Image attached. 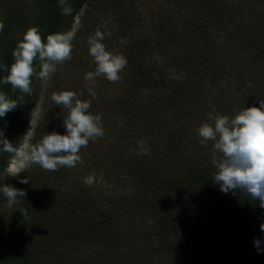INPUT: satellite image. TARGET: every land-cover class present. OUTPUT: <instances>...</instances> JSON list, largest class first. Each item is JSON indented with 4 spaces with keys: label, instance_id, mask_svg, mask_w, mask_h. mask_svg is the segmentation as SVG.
Instances as JSON below:
<instances>
[{
    "label": "trees",
    "instance_id": "trees-1",
    "mask_svg": "<svg viewBox=\"0 0 264 264\" xmlns=\"http://www.w3.org/2000/svg\"><path fill=\"white\" fill-rule=\"evenodd\" d=\"M89 1L36 0L15 8L0 2V210L4 193L17 192L7 214L0 213V264H76L80 245L96 242L106 250L121 240L126 252L117 249L116 258L84 264H261L264 0H139L148 16L144 25L135 22L142 16L136 0H114L128 55L120 106H112V114L101 81L86 76L78 95L54 111L64 93L55 75L31 139V168L12 184L18 190L2 178L29 130L34 81L45 76L51 49ZM77 37L66 46L74 59ZM52 111L60 113L57 120ZM95 113L101 122H113L99 139L105 150L110 146L97 162L104 166V183L87 181L83 173L90 169H83L68 174L79 182L66 189H34L44 176L65 175L60 162L87 134L68 116L90 119ZM40 153L51 158L43 161L41 177L34 172ZM105 185L110 193L98 199ZM60 211L72 214L74 228L63 227ZM94 212L104 221L91 218ZM122 222L136 233L109 231L108 224ZM97 227L101 239H91Z\"/></svg>",
    "mask_w": 264,
    "mask_h": 264
},
{
    "label": "rangeland",
    "instance_id": "rangeland-1",
    "mask_svg": "<svg viewBox=\"0 0 264 264\" xmlns=\"http://www.w3.org/2000/svg\"><path fill=\"white\" fill-rule=\"evenodd\" d=\"M5 1H8L10 6L11 3H13L14 6L12 7L15 8L16 6H22V3H26L27 5L31 6L35 3L36 0H0V2L2 3ZM136 3L138 6L139 14L144 17L139 15V18H137L135 22L137 25H144L146 22H148L146 9H144L143 2L139 3V0H136ZM125 7L128 8V4H125ZM115 11L118 12V9L114 7V0H90L74 17L72 30L63 33L62 38L58 41V45L51 49L49 58L50 60L48 62L45 76L43 78L39 77L34 81V104L29 108V111L27 113L29 130L27 131L26 136L19 143L14 155L9 160V162H12L14 164L15 175H9L5 172L2 175V178L15 189L18 190V188L12 184L28 169H30L34 162L33 158L29 156L31 139L36 126L40 122V107L41 102L44 100V93L48 89V85L55 75L57 76L58 81L64 84V89L61 91L64 93L62 96L56 98L57 102L53 104V107L55 108L54 111L59 110V108L63 106L64 103L62 101H66V99L68 100L70 97H76L78 95L76 89L81 84L85 85L86 82H84V79L86 78V76L93 77L95 81L98 79L101 81L100 86L103 89V94L106 93V96H109L107 100L110 101V109L112 106H120L119 98L121 96V92L125 90L123 86L124 84H122V82H125L127 80V78L124 77H126L127 72V68L125 67V59L127 60L128 55L124 56L123 48L121 47V42L119 40V30L114 20V18L117 16ZM76 34L78 35V37L76 38L78 42L76 43V41H73L74 46L76 47L74 48L76 52L74 59L72 53L69 54L67 52L66 46L71 42L72 36H76ZM144 34L149 35L147 30H145ZM261 45H264V36ZM82 52L85 55L79 54ZM61 64L64 66H62ZM255 75L256 77H258L260 73L255 72ZM262 80L264 81L263 75ZM143 90L146 92V90L149 89L143 88ZM111 113L113 114L112 109ZM52 114L53 111L51 115ZM59 115L60 113L53 114V118L57 120L59 118ZM68 117L69 119H72V121L76 122L78 124L77 126L81 127L83 129L82 131L87 132V134H81L82 138H80L79 141H75L73 144H71L70 147L74 148L70 149L64 155L66 163L63 164L60 162V165H64L65 168H62L64 170H60L59 172L62 173V171H64L65 175L59 180H56L55 176H44L43 178H45V181L42 184L39 183L36 187H34L35 185H30L31 183L26 178L29 189L33 187L34 189H37L42 185H53V188L61 187L62 189H66V186L77 184L79 182V180L77 179L78 177L75 174L70 177H68V174L73 172L83 173V169H90V172L88 174L83 173V175H86V177H84L87 178V181L89 180L91 183L96 184L104 183L105 177L104 175H102L104 166L101 163L97 162L101 157L104 156L105 152H108L110 146H108L107 150H105V141L100 145L99 139H102L103 134H105V131H107L103 126L105 124L113 122L111 121V119H104L103 122H101V116H99L97 113H95L93 117H90V119L78 115ZM64 119H66V116H64ZM91 129L93 130V132L90 131ZM83 141L86 142L85 145H82ZM45 154L46 153H40V160L38 161L36 171H34L37 175H40V177L43 176L42 172L45 171L43 161L48 158L51 159L48 154ZM108 155L110 157L111 153H109ZM22 156L24 158V161L21 162L24 164L20 165L16 170L17 163ZM89 156L91 157V161H89ZM16 173L20 174L16 175ZM37 183L38 182H36V184ZM257 183L259 186H261L262 189H264V181ZM104 187L107 189V191L104 194L97 196L98 199H103V195L107 196L110 193L109 189L112 188L109 185H105ZM92 188L96 189V187ZM16 194L17 192L11 194L10 192L4 193V200L1 201V205H4L0 210L1 214H7L6 210H8V208L6 209V207L11 201L16 200H12V197H14ZM107 208L108 205L104 206L101 212L104 213ZM67 211L56 212V216L57 219H59L62 223L63 227H65L66 230H69L74 228L73 225L76 222V219L73 218L72 214ZM97 213L98 212H94L93 215H91V218H98L101 219L100 221H104L105 218L103 217V215L101 214L100 216H98ZM1 214L0 224H3L1 220H3L4 217H2L1 219ZM45 215V213L42 215L43 219H45ZM129 226L130 225L126 224V222H122V224L116 226H114L113 224H108L107 227L110 232L113 231V229L114 231L118 232H121L122 229H128L127 232H130ZM101 231L103 232L102 228L99 229V227H97V229H95V236L90 234V238L96 240L101 239ZM134 233L136 232H130L131 236H133ZM124 240L126 241V237H124ZM112 242H114V246L108 247V249L106 250L103 248H95L94 246L102 247V244H98L96 242L94 243V246H91L92 242L90 241L88 246L80 245L77 252H79L78 255L81 260H77L76 264H84L83 260H90V258L94 257H96L95 263L107 262L111 259V257L116 258L113 256L114 250L120 249L123 252H126L128 250V248L125 246L126 244H123V240ZM74 249H76V247ZM90 250L94 251L93 256H88V253L91 252ZM132 264H145V262H132ZM249 264L254 263L251 262ZM261 264H264V261H262Z\"/></svg>",
    "mask_w": 264,
    "mask_h": 264
},
{
    "label": "clouds",
    "instance_id": "clouds-1",
    "mask_svg": "<svg viewBox=\"0 0 264 264\" xmlns=\"http://www.w3.org/2000/svg\"><path fill=\"white\" fill-rule=\"evenodd\" d=\"M21 161H24L23 156L20 157L17 166H16V170L18 169V167L24 163H22ZM5 173L9 174V175H15V170H14V164L12 162H9L6 169H5ZM20 173H16V175H19Z\"/></svg>",
    "mask_w": 264,
    "mask_h": 264
}]
</instances>
